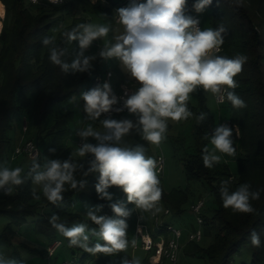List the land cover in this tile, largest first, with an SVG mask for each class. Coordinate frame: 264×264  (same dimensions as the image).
Returning <instances> with one entry per match:
<instances>
[{
    "label": "trees",
    "instance_id": "1",
    "mask_svg": "<svg viewBox=\"0 0 264 264\" xmlns=\"http://www.w3.org/2000/svg\"><path fill=\"white\" fill-rule=\"evenodd\" d=\"M0 1L5 5V17L0 31V168L11 160L14 140L10 133L14 128L16 115L22 114L25 118L29 116L39 131L50 122L41 137L39 156L30 160L23 159L24 162L27 160L26 170L21 173L22 178H26L24 184L14 186L11 195H0V218L9 219L0 233V246L13 243L11 237L6 234L8 231L13 232L11 223L22 225L30 217H35V229L46 236L47 244L44 249L31 247V250L47 254V247L54 241L61 240L62 236L49 222L52 215H58L60 219L57 222L64 223L67 227H71L78 220H84L87 229L98 231V225L75 209L77 199L87 198L95 204L103 205L101 212L108 211L115 216L110 205L120 201L123 193L121 188L112 186L106 189L112 200L101 199L95 189L99 174L84 176L77 170L74 176L78 181H84V186L80 187L78 184L77 188L73 189L66 184V191L62 193L63 200L53 205L43 197L42 190L40 192L35 187L32 179L35 173L28 176L33 162L40 165L37 171H43L48 160H76L69 144L73 110L68 104L62 105L59 110L54 107L69 100L84 83L88 85L91 78L103 70L104 59L96 55V59L91 61L92 69L89 72L74 74L69 70L64 73L49 60L51 48L63 50L65 55L61 59L70 64L79 51L78 41L69 43L66 37H61V33L78 23L88 22L87 17L79 18L77 12L98 15L105 23L113 26V6L119 0H107L110 5L103 0H64L61 4H52L48 0H39L37 3L31 0ZM196 2L197 0H190L189 10L193 9ZM207 7L214 29H219L221 25L226 29L222 34L224 43L218 55L231 58L242 54L248 58L243 65V71L234 77L239 85L234 91L245 101L246 107L234 108L229 101L224 104L230 112V120L235 122L240 130L238 141L233 145L236 149L233 157L237 161L238 170L232 173L225 162L214 164L212 169L204 166L202 157L206 153H203L202 149L205 146L209 148L214 115L205 105L203 96L198 108L188 105L195 118L201 112L205 114V118L200 123L195 119L193 146L183 160V169L189 181H201L214 196L213 217L208 218L204 214L203 216L204 226L215 233L208 247L200 246L197 241H189L182 251L188 255L203 256L211 264H231L235 254L248 245L252 250L251 260L243 264H264V0H241L240 5H237L236 0H212L211 5ZM65 12L72 16V21L58 29L63 23ZM52 36L56 37L54 43L44 45L43 40ZM110 60L118 63L115 58ZM24 121L28 123V119ZM37 143L39 145L38 141ZM90 143L96 142L90 138ZM138 144L145 147L148 156L155 155L152 154L149 143L142 139H138L131 146ZM87 167L85 163V171ZM159 179L163 189L160 203L170 209L171 215H180L184 211L182 204L187 198V192L182 189L166 191L161 177ZM226 180L229 181V192L243 183L250 184L251 191H260V198L251 201L255 212L235 213L232 209L223 207L220 187L221 181ZM33 190L41 196L40 200L33 198ZM125 206L130 215L115 216V219H124L128 225L131 220L135 222L136 210L139 209L134 203H127V199ZM139 211L155 239L160 233L168 234L165 227H155V208L146 212ZM253 231L260 237L259 248L251 244L250 236ZM89 236L90 248L96 243H104L98 236ZM74 247L79 252L74 251L71 259L78 264H89L91 261L93 264H123L128 256L126 252L94 255L78 246ZM149 255L150 253L145 257L143 264H149ZM161 264L167 263L163 261Z\"/></svg>",
    "mask_w": 264,
    "mask_h": 264
},
{
    "label": "clouds",
    "instance_id": "2",
    "mask_svg": "<svg viewBox=\"0 0 264 264\" xmlns=\"http://www.w3.org/2000/svg\"><path fill=\"white\" fill-rule=\"evenodd\" d=\"M35 2V0H34ZM52 4L63 3V0H49ZM212 0H197L193 5L196 13H203ZM240 5L241 0H236ZM187 0H129L127 6L116 10L119 23L123 31L113 37L114 42L105 38L113 31L109 23H78L69 30L61 33L67 41H78L79 51L76 58L69 64L61 59L65 55L63 50L51 48L49 60L59 66L62 72L71 70L75 73H85L92 69L91 61L95 55L85 56V50L91 47L94 41L105 40L99 56L104 60L117 59L128 75L139 85L134 91L125 89L124 95L117 97L109 83L103 88L97 86L82 92L83 111L86 119L100 120L103 113L127 110L135 119L111 117L100 120L101 130H97L91 123L81 128L77 135L82 141L89 137L96 143L84 142L78 148L80 160L59 159L48 160L43 171H37L40 165L33 162L28 176H32L33 183L40 185L43 197L53 205L63 200L62 193L65 185L71 188L84 186V181H78L74 173L80 170L84 176L98 173L96 192L101 199L112 200L106 191L116 186L126 194L127 203H134L136 208L143 212L155 208L162 199L163 189L158 176V161L146 154L143 145L135 147L125 144V137L130 136L133 130L140 133L141 139L151 145L159 146L167 139L168 121H184L193 117L189 110L190 94L202 90L213 94L218 101H227L234 108L246 107L245 101L235 93L239 86L234 79L243 71L247 56L236 54L234 57L218 55L220 46L224 43L223 25L219 29L206 28L201 30L199 20L186 14ZM56 37L43 40L44 45L53 44ZM122 101V107H115ZM205 118L203 112L195 119L200 123ZM211 151L205 146L202 151L203 164L212 169L214 164L221 161V154L234 156L236 149L233 146L232 129L227 125L217 126L211 136ZM55 151V149H51ZM91 159H88V157ZM85 163L88 167L85 171ZM22 167L0 168V189L4 195H11L14 186L24 184ZM229 181H221L220 198L223 207L232 209L235 213H253L251 201L260 198V191H251L248 183L240 184L234 191L229 192ZM7 186V187H5ZM36 200L41 196L32 192ZM103 205L97 206V211ZM116 217H128L125 202L117 201L110 205ZM87 218L99 226V230H87L85 223L67 227L58 223V215H52L50 223L56 231L68 240V246H78L85 252L92 254L104 253L107 255L116 252H127L129 240L124 219H114L106 216H97L89 211ZM137 231H140L138 228ZM89 232L98 236L104 243H96L89 247ZM254 247H261L259 235L255 231L250 236ZM136 240H131V246H136ZM0 264H21L15 259H5L0 253ZM123 264H141L138 258L132 261L124 260Z\"/></svg>",
    "mask_w": 264,
    "mask_h": 264
},
{
    "label": "rangeland",
    "instance_id": "3",
    "mask_svg": "<svg viewBox=\"0 0 264 264\" xmlns=\"http://www.w3.org/2000/svg\"><path fill=\"white\" fill-rule=\"evenodd\" d=\"M1 3L4 6V13H1ZM190 0H187V7H186V14L187 15H198L201 18L202 30L206 28H213L211 15L209 13L208 7H206L203 13H196L194 8L189 10ZM66 13V12H65ZM77 15L79 18L87 17V23H96L102 24L105 23L98 15L95 14H88L83 11H78ZM5 17V5L2 1H0V31L3 25V19ZM72 21V16L70 14H65L63 18V23L58 27H61L70 24ZM113 31L109 33V36L105 38L107 41H112L115 35L120 34L123 31L122 26L116 20L112 26ZM215 30V29H214ZM105 40H98L94 41L90 48L85 50V56L87 55H99L101 47H103ZM114 41V40H113ZM112 68L115 72L113 77L114 83H122L127 81H133L127 71L123 69L122 65L118 61V63L112 62L109 60H103L102 68ZM86 83H84L79 91L75 93L69 100L65 101L64 103L56 104L54 107L56 110L61 109L62 105L68 104L70 108L73 110V117L71 121V134L69 138V144L72 147L73 153L75 154L76 160H80L81 158L78 156V144L77 142L80 140L81 137L77 135V132L85 127L87 124L91 123L93 127L97 130L102 129V125L100 120L97 121H90L86 119V113L83 111V100L80 99V95L82 92L86 91ZM203 96L205 98V105L207 108L210 109L211 113L214 115V122L212 124V130H214L222 120H230V112L226 108L224 104L220 105L217 103L215 96L211 93H205L203 91H197L195 93L190 94V99L188 101V105L199 107L200 105V98ZM113 119H122V118H129L135 119L131 115H116L111 117ZM28 119V130L23 131V124L24 120ZM51 119L49 116L48 120ZM168 132H167V139L162 142L159 146L150 145V149L152 154H156L158 152H163L166 164H165V171L163 176L161 177L163 186L166 191H172L173 189H182L187 192V198L182 204V209L184 210L180 215H166L165 214V207L160 202L157 205L160 211L161 219L165 221L171 222L174 225L181 227L184 231L183 239L186 241L187 234L191 231H195L199 228L195 214L191 211V204L198 201L199 199L205 200V205L203 208V214L208 218L213 217V211L215 209V201L214 196L209 191L208 187L203 184L201 181H189L186 178L183 169V160L187 157L189 150L193 146V129L195 123V115L190 117L184 121H168ZM50 124L48 122L42 131L37 130L34 126L32 119L27 116L25 118L22 114L16 115L14 119V128L11 131V136L14 140V145L12 148L11 156L14 150V147L19 143L20 139H33L37 146L41 147V137L45 134V127ZM89 137L87 141L90 142ZM238 135L232 134V139L234 142L238 141ZM138 139H141L140 133L136 130L132 131L130 136L125 137V144L131 146L135 143ZM180 139V140H179ZM93 141H95L92 138ZM39 142V145L37 143ZM96 142V141H95ZM212 145L210 143L209 150L211 151ZM221 162H225L228 169L232 173H236L238 170L237 161L233 156H228L227 154H221ZM32 159L29 157L28 154L22 153L20 155L14 156L4 167L8 166L10 168L15 167H22L24 171L27 167V160L24 162L23 159ZM23 171V172H24ZM22 172V173H23ZM37 189L41 192V186L35 185ZM3 190L0 189V195H3ZM98 204H95L91 200L87 198H78L76 201L75 209L83 213L82 215L88 214L89 211H92L97 216H103L102 209L100 208L97 211ZM140 210V209H139ZM137 210L139 213L140 211ZM8 218H0V233L2 231L3 226L8 222ZM84 223V220H78L74 224ZM73 224V225H74ZM13 226V232L8 231L6 234L11 237L13 243L12 245H1L0 246V253L3 254L5 259H15L21 264H62L65 260H70L72 258L73 252L78 251L76 247H69L68 241L61 236V240L63 241L62 244L58 247L56 252L49 256L48 254L34 252L31 250V247H37L39 249H44L47 244V238L44 234L38 232L35 229V217H30L29 220L22 225H17L15 223H11ZM203 230V237L201 240L197 241L200 246L208 247L214 238V231L206 228L205 226L201 227ZM91 230V229H87ZM128 233V240H129V248L126 254L129 257L138 258L143 264L145 257L147 256V252L142 248L137 250H133L131 246V240L135 239V222L131 220L127 227ZM89 234H91L89 232ZM79 252V251H78ZM79 256V255H77ZM252 250L250 246L246 245L242 248V250L235 254L234 259L231 264H243L245 262H249L251 260ZM89 264H93L91 261ZM175 264H211L210 261L198 255H188L184 251H181L179 258Z\"/></svg>",
    "mask_w": 264,
    "mask_h": 264
},
{
    "label": "built area",
    "instance_id": "4",
    "mask_svg": "<svg viewBox=\"0 0 264 264\" xmlns=\"http://www.w3.org/2000/svg\"><path fill=\"white\" fill-rule=\"evenodd\" d=\"M33 3L39 2V0H31ZM49 1V0H48ZM105 3L110 5V2L107 0H103ZM64 2V0H63ZM129 3V0H119L116 2V4L113 6V11H114V19L119 22L118 14L116 10L120 7L127 6ZM61 4V3H60ZM193 19H198L199 20V27L202 30V24H201V18L198 15H192ZM220 49L222 50L221 46ZM220 50V51H221ZM218 54V53H217ZM115 75V72L112 68L108 67L106 69H103L101 72L95 74L91 80L89 81L86 91L94 88V87H101L103 88L104 83H109L110 86L112 87L113 92L117 95V97H121L124 95L125 89L129 91H134L139 85L137 84L136 81L133 82H122V83H114L113 82V77ZM202 91V90H200ZM216 101L218 104L222 105L227 102L226 98L224 101H218L217 98L215 97ZM123 102L119 101L115 107H122ZM116 115H129L127 110L116 113L115 111L109 112V113H103L101 115V119H105L108 117H114ZM221 125H227L229 128L232 129V134L233 135H240V130L238 125L231 121V120H222L220 121L218 126ZM28 130V123L27 121H24L23 124V131ZM213 134H214V130ZM85 141L80 140L77 142L78 146H80L82 143ZM22 153H26L29 155L31 158H36L40 154V149L37 146L36 142L33 139H25L22 138L20 139L19 143L14 147L11 159L14 158V156L20 155ZM155 158L159 163H158V176L162 177L165 171V164H166V159L163 154V152H158L155 155L152 156ZM7 187V186H5ZM127 199L126 194L122 193L120 196V201L125 202ZM205 205V200L204 199H199L198 201L194 202L191 204V211L195 214L196 217V222L199 226L195 231H191L187 234V239L184 241L183 236H184V231L181 227H178L174 225L171 222L165 223L164 219H161L159 212L156 210L153 213V218H154V223L155 227L157 229H161L162 227L166 228V233H160L158 235V238L155 239L153 235L151 234L148 224H146L142 220V215L136 210V218H135V236H136V246L133 247V250H137L139 248H142L147 252V254L150 253L149 255V264H161L163 261H166L167 264H175L179 258V255L183 249V247L188 243L189 241H199L203 237V230L202 226H204V216H203V208ZM165 214L170 215L171 211L169 208L165 209ZM103 216L114 218L115 216L108 211L103 212ZM140 229V231H137V229ZM89 241H90V236H89ZM62 244L61 240H56L52 244H50L47 247V254L49 256H52L58 247ZM133 257L127 256L125 260L132 261ZM62 264H78L75 260L70 259V260H65L63 261Z\"/></svg>",
    "mask_w": 264,
    "mask_h": 264
},
{
    "label": "bare ground",
    "instance_id": "5",
    "mask_svg": "<svg viewBox=\"0 0 264 264\" xmlns=\"http://www.w3.org/2000/svg\"><path fill=\"white\" fill-rule=\"evenodd\" d=\"M1 13H4V6L2 3H1Z\"/></svg>",
    "mask_w": 264,
    "mask_h": 264
},
{
    "label": "crops",
    "instance_id": "6",
    "mask_svg": "<svg viewBox=\"0 0 264 264\" xmlns=\"http://www.w3.org/2000/svg\"><path fill=\"white\" fill-rule=\"evenodd\" d=\"M93 1H96V0H93ZM133 81H135V80H133ZM133 81H127V82H133Z\"/></svg>",
    "mask_w": 264,
    "mask_h": 264
}]
</instances>
